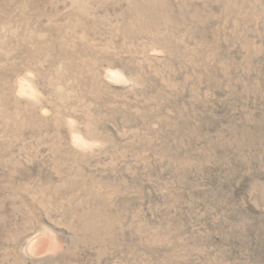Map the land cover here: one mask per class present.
I'll return each instance as SVG.
<instances>
[{"label": "rangeland", "instance_id": "rangeland-1", "mask_svg": "<svg viewBox=\"0 0 264 264\" xmlns=\"http://www.w3.org/2000/svg\"><path fill=\"white\" fill-rule=\"evenodd\" d=\"M0 264H264V0H0Z\"/></svg>", "mask_w": 264, "mask_h": 264}]
</instances>
